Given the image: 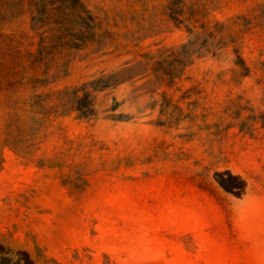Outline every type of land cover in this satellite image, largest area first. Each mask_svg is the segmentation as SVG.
Here are the masks:
<instances>
[{
    "label": "rangeland",
    "instance_id": "rangeland-1",
    "mask_svg": "<svg viewBox=\"0 0 264 264\" xmlns=\"http://www.w3.org/2000/svg\"><path fill=\"white\" fill-rule=\"evenodd\" d=\"M0 264H264V0H0Z\"/></svg>",
    "mask_w": 264,
    "mask_h": 264
}]
</instances>
